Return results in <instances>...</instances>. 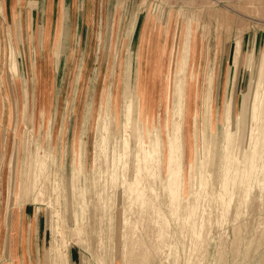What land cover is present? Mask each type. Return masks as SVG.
Listing matches in <instances>:
<instances>
[{
	"label": "rangeland",
	"instance_id": "rangeland-1",
	"mask_svg": "<svg viewBox=\"0 0 264 264\" xmlns=\"http://www.w3.org/2000/svg\"><path fill=\"white\" fill-rule=\"evenodd\" d=\"M18 1L0 0V264H54L52 242L66 264H132L142 252L139 264H264V0H63L46 35L45 0ZM182 57L197 174L188 220L165 199L159 160L138 167L125 129L130 101L145 139L159 126L165 137ZM227 154L256 167L244 188L230 183L232 197L216 185Z\"/></svg>",
	"mask_w": 264,
	"mask_h": 264
},
{
	"label": "bare ground",
	"instance_id": "bare-ground-1",
	"mask_svg": "<svg viewBox=\"0 0 264 264\" xmlns=\"http://www.w3.org/2000/svg\"><path fill=\"white\" fill-rule=\"evenodd\" d=\"M216 3L217 2H221L222 0H214ZM247 12V11H246ZM263 17H264V12H263ZM13 48V47H12ZM15 50V49H14ZM11 51V50H10ZM10 51L8 53V57L10 54ZM13 51V50H12ZM14 52V51H13ZM16 57L17 55H14L12 53L11 56V61H12V65H10V72L14 75V76H18L19 74H15L16 71V67L17 65L14 64L16 62ZM181 59V58H180ZM61 62V57L60 54L56 51V66L57 68H59ZM185 66L186 64H184L183 62V57L181 59V68L178 71V68L176 70V74H175V82H174V89H176V91L173 92V95L175 93H177L180 97L179 102H177V105L174 106V111L171 113V118L169 120V123L167 124V133H165V137L163 135L162 129L161 127H155L157 130L156 132L152 133V136L150 138L151 142L148 141L147 139H145V137L147 135H149V133L151 132L150 129H147V127L141 124H138L136 121H134L132 123V109H131V104L130 101H128V105L126 106L127 108V113H126V120H125V129L126 132L128 131V128L130 127V125H133V137L127 141L126 145L129 146L131 144L132 139L134 138L136 143H137V155L134 156V161L138 164V167H149L150 163L154 160H159L160 162V167L163 168L164 171H166V190H165V199L166 201L169 203L170 208L173 212V215L175 214L174 212H177L179 210H184L186 215V218L188 220V218L190 217H194L193 215L195 214V212L198 210V205L195 204V201L190 204H188V199L186 196V186L188 185L189 181H194L195 176L197 175L196 173H193L194 170V163L190 162L189 160V165L187 164L186 161V140L184 138H187V133L185 130V126H184V122H183V116H184V106H183V101H184V97H187V91L185 89L186 84H188V81L186 80V76H185ZM9 69V68H8ZM23 76V75H22ZM184 76H185V81H184ZM24 80V79H23ZM263 82V79H262ZM262 84V83H261ZM263 85L262 84V89H263ZM229 97L231 102L229 103V99L228 102L229 106L227 108V113L231 112L232 109V100H233V92L231 89V86H229ZM256 87H252L250 90V98H254L255 102V106H256V113L253 116V120L255 122L256 120V116H257V110L259 108L260 102H261V97H262V91L258 92L257 95H255L256 92ZM261 89V90H262ZM131 90V89H130ZM189 91H190V86H189ZM131 93V92H130ZM128 94V93H127ZM24 97V95H23ZM228 97V98H229ZM25 98V97H24ZM131 99V98H128ZM188 99H189V92H188ZM29 102V101H28ZM24 107V105H23ZM28 107V106H27ZM30 110V109H29ZM26 114V112H24ZM143 116V113H142ZM178 117V119L180 120H176L174 119V117ZM30 119V118H29ZM144 119V118H141ZM213 120V117H212ZM144 121V120H143ZM49 123V122H48ZM25 125V124H24ZM49 125V124H48ZM12 129V128H11ZM129 132V131H128ZM127 132V133H128ZM130 136V135H129ZM23 140V139H22ZM202 142V140H201ZM149 144V146H148ZM202 145V143H201ZM205 148V147H204ZM195 149V148H194ZM201 151L202 154H204L206 151L203 150V147L201 146ZM208 150V149H207ZM245 150V149H244ZM99 151H102V149H100ZM103 152V151H102ZM208 152V151H207ZM209 153V152H208ZM244 153V152H243ZM51 155V154H50ZM193 154H190V159L191 156ZM244 155V154H243ZM197 156L198 153L196 151L195 153V161L197 160ZM242 156V154H241ZM102 157V156H101ZM98 158V157H97ZM101 159V158H100ZM240 159V157H239ZM235 155H231V157L229 156V154H227L226 157V161H225V165L223 166L222 169V165L220 166V177L219 180L217 181L218 183L216 184L218 186V188H221V192L224 193H229L228 191L232 188H229L230 183L233 185H242L241 187H243V185L245 184V180L247 177L250 178V176L255 173L256 171V167H254L253 165H250V167L247 169L246 167H243V165L240 163L239 160ZM263 159V158H262ZM98 160V159H97ZM96 160V161H97ZM100 162V160H98ZM97 161V162H98ZM103 163V162H102ZM43 164V163H42ZM97 165V164H96ZM99 166V165H97ZM102 166V165H101ZM99 166V167H101ZM190 166V167H189ZM98 167V168H99ZM43 168V167H42ZM201 169H203V167H201ZM136 172H140V169H138ZM125 176V174L123 175ZM218 176V175H217ZM251 180V179H250ZM206 184L204 176H203V171L200 175V186L204 187ZM213 186H214V182H213ZM240 188V187H239ZM213 189V188H212ZM215 189V188H214ZM195 190V189H194ZM241 190V189H239ZM243 190V189H242ZM206 191V190H204ZM220 191L218 192V194H220ZM231 193L233 192L232 190H230ZM236 191V190H235ZM238 191V190H237ZM215 192V191H214ZM241 191H239L240 193ZM243 192V191H242ZM241 192V195H242ZM221 193L220 196L223 197V194ZM237 193V192H236ZM160 195L161 197L163 195ZM214 194V193H212ZM217 194V196H218ZM226 194V196H227ZM234 194V192L230 195V197H232V195ZM216 195V194H215ZM225 195V194H224ZM229 195V194H228ZM194 196V195H193ZM214 196V195H212ZM239 196V195H237ZM191 197V196H190ZM189 197V198H190ZM193 198V197H192ZM217 198V197H216ZM219 198L218 197L216 200L217 202H219ZM191 199V198H190ZM201 198H199L200 201ZM212 199V198H211ZM210 199V200H211ZM215 199V198H213ZM212 199V201H214ZM221 199V198H220ZM229 200V199H228ZM232 199H230L231 201ZM243 200V199H242ZM164 201V200H163ZM223 201V199H222ZM221 201V203H222ZM166 202V203H167ZM207 202V201H206ZM210 202V201H209ZM237 202V201H236ZM244 202V200H243ZM242 202V203H243ZM164 202L163 205L166 204ZM200 203V202H199ZM220 203V202H219ZM225 203V202H223ZM230 203V202H229ZM246 203V202H245ZM247 204V203H246ZM204 205V204H203ZM217 205V204H216ZM222 205V204H221ZM242 206V205H241ZM169 207V206H168ZM212 207V206H211ZM220 207V205H219ZM237 207V206H236ZM239 207V205H238ZM209 208V207H208ZM217 208V206H216ZM222 208V207H221ZM225 208V207H224ZM223 208V209H224ZM243 208V207H242ZM218 209V208H217ZM200 210V209H199ZM221 210V209H220ZM220 210L218 212H220ZM209 211V210H208ZM225 211V210H224ZM217 212V211H216ZM217 212V213H218ZM244 213V212H243ZM219 215H223V210H222V214L218 213ZM239 214V213H238ZM237 214V215H238ZM9 215H11V213H9ZM182 215V216H183ZM196 215V214H195ZM200 215V214H199ZM198 215V216H199ZM212 215V214H211ZM235 215V214H234ZM205 217V216H203ZM224 217V216H223ZM243 217V216H242ZM199 218V217H197ZM217 218V216H216ZM220 218V216H219ZM184 219V221L186 222V220ZM192 219V218H191ZM190 219V220H191ZM215 219V218H214ZM181 220V218H180ZM194 220V219H193ZM199 220V219H198ZM197 220V221H198ZM210 220V219H209ZM218 220V218H217ZM192 221V220H191ZM196 221V222H197ZM208 221V220H206ZM216 221V220H215ZM188 222V221H187ZM214 222V221H213ZM220 222V220L218 221V223ZM236 222V221H235ZM183 223V222H182ZM190 223V222H188ZM199 223V221H198ZM210 223V222H208ZM212 223V222H211ZM198 225V224H197ZM201 225V224H199ZM204 225V224H203ZM234 225V224H233ZM184 226V225H183ZM190 226V225H189ZM213 226V225H212ZM217 226V225H216ZM192 227V226H191ZM205 227V226H204ZM179 228V225L177 227V229ZM193 229V228H192ZM191 229V230H192ZM213 229V227H212ZM211 229V230H212ZM189 230V228H188ZM195 230V229H194ZM190 231V230H189ZM197 231V229H196ZM235 231H237V229H234V233ZM191 232V231H190ZM241 232V231H240ZM174 233V232H173ZM177 233V232H176ZM196 234V232H194ZM198 233V231H197ZM241 234V233H240ZM264 234V233H263ZM261 234V235H263ZM197 235V234H196ZM199 235V234H198ZM197 235V236H198ZM239 234L237 233V236ZM246 235V234H245ZM258 235V234H257ZM260 235V234H259ZM162 236V235H161ZM173 236V235H172ZM181 236V235H180ZM236 236V237H237ZM240 236V235H239ZM238 236V237H239ZM201 237V236H200ZM203 237V236H202ZM206 238V237H205ZM192 239V238H191ZM203 239V238H202ZM240 239V238H239ZM172 240V239H171ZM236 240V239H235ZM234 240V241H235ZM260 240V239H259ZM191 241V240H190ZM193 241V240H192ZM207 242V241H206ZM194 243V242H193ZM254 243V242H253ZM261 243V242H260ZM195 244V243H194ZM236 245V243H235ZM238 245V244H237ZM51 250H50V256H52L54 258V264H60L63 261V264H66L67 262L71 263V259L69 254L66 255V258L64 257L63 259L60 257V253L58 251L57 246H55V242H52V244L50 245ZM193 247V246H192ZM191 248V247H190ZM172 250V249H171ZM202 250V249H201ZM130 251V250H129ZM170 251V250H169ZM134 252V251H133ZM195 252V251H194ZM190 253V252H189ZM221 253V251H220ZM130 253H128L127 251V247H124V260L125 258L127 259V257L129 256ZM224 254V253H223ZM249 254V253H248ZM237 255V254H236ZM145 253H139L138 255L134 256L133 258L131 257V259H129V261H132V264H139L142 262V260L146 259L145 257ZM196 256V255H195ZM204 256V255H203ZM240 256V255H239ZM189 257V256H188ZM180 258V257H179ZM246 258V257H245ZM249 258V255H248ZM195 259V258H194ZM203 259V257H202ZM180 260V259H179ZM185 260V259H184ZM219 260V259H218ZM217 260V261H218ZM186 261V260H185ZM199 261V260H198ZM236 260H234L235 262ZM186 263V262H185ZM190 263V262H188ZM201 263V262H200ZM245 263V262H244Z\"/></svg>",
	"mask_w": 264,
	"mask_h": 264
},
{
	"label": "crops",
	"instance_id": "crops-1",
	"mask_svg": "<svg viewBox=\"0 0 264 264\" xmlns=\"http://www.w3.org/2000/svg\"><path fill=\"white\" fill-rule=\"evenodd\" d=\"M19 1L17 0V4ZM41 5H43L42 2H40ZM57 10V12H56ZM42 20L45 22V30L44 34L46 35V32L50 34L54 30V26L56 22L63 20V0H45L44 7L42 10ZM36 16V20L39 18L38 13ZM31 19V18H30ZM32 19H35L32 17ZM80 14L77 11V22L80 20Z\"/></svg>",
	"mask_w": 264,
	"mask_h": 264
}]
</instances>
